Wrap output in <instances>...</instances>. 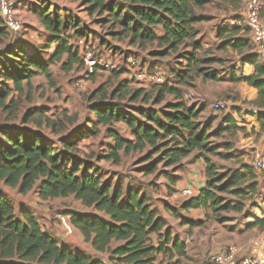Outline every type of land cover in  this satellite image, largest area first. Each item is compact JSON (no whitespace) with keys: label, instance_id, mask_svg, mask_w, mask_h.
I'll list each match as a JSON object with an SVG mask.
<instances>
[{"label":"trees","instance_id":"16d2710c","mask_svg":"<svg viewBox=\"0 0 264 264\" xmlns=\"http://www.w3.org/2000/svg\"><path fill=\"white\" fill-rule=\"evenodd\" d=\"M36 1L38 5L34 4L31 8L52 37V42L56 44L55 49L49 58L39 59L36 53L26 51L21 44L13 43V37L0 16V108L3 109L8 108L7 102L12 103V94L22 90L23 82L28 84L37 72L51 81L50 63L60 61L65 70H69L75 62L83 63L75 40L86 33L72 17L65 15L62 23L61 15L57 11H50L44 1ZM120 1L123 5H118L116 0H81V3L90 13L108 12L109 19H102V22L119 26L121 24L122 29L119 32L128 34L130 45L156 43L162 50H155L154 55L163 56L176 51L190 38L193 39V47L187 54L186 67L173 73V84L169 77H165L164 82L149 85L156 91L154 103L162 102L167 94L174 97L175 102L167 103L166 109L142 108L138 110L141 116L139 118L120 110L117 104L107 101L104 96H101L98 102L92 103L90 111L95 115V119L89 118L88 121L94 127L97 124L107 126L108 136L113 139V144L104 155L105 158L118 163L121 150L127 153L132 150L141 151L149 146L150 149L144 157L148 163L142 167L144 173L148 174L157 170L156 162H149L154 153L160 152L159 162L163 161L164 166L169 167L180 165L181 160L194 151H212L215 147L209 143V139L220 135L224 130L236 132V126L230 118H224L222 124L227 123L225 126L220 123L212 129L213 119H208L205 123L200 119L204 107L189 105L181 90L175 86L188 84L198 76L203 80L222 79L216 72L208 73L202 67H197L200 61L210 63L215 60L210 57L201 59L198 50L202 49V46L198 39H195L199 33L197 23L207 20L198 10L210 0ZM218 1L225 5V9L234 10L242 3V0ZM120 16L122 17L119 23L117 19ZM158 26L162 29L161 33L156 32ZM69 28L74 34H79L72 42V35L65 33ZM230 29L237 33L239 25L232 23L219 29L217 37L221 38L224 32ZM84 39L88 40L86 37ZM227 45L234 50L239 49L240 52L248 51L243 56V61L254 65V74L237 76L232 71L230 79L245 81L256 88L258 94L252 103L262 110L264 63L260 60L256 62L259 56L251 41L249 28L247 27V32L234 42L223 39L218 48L226 49ZM126 58L124 57V60ZM141 59L146 61L143 57ZM124 68L119 69L124 72ZM125 80L131 84L129 79ZM143 88L146 87L138 86L131 99H137ZM258 114L260 119L264 118L262 111ZM120 122H124L129 128L131 137L121 135L114 126ZM89 134L90 131L86 130L70 140L60 139V142L69 150L74 149L82 137ZM0 138V180L3 184L18 186L20 192H27L37 184L38 196L43 200L73 195L84 206V210L78 213L69 212V222L82 240L89 243L97 253H107L105 258L97 257L85 251H74L66 242L58 243L25 204H15L13 199L0 189V264H180L181 258H188L185 242L178 235L171 234L169 229L162 231L167 223L142 188L131 185L124 187L121 180L115 183H112L113 179L102 180L101 174L90 171L94 169L88 161H80L75 155L59 154L54 142L30 129L13 126L7 130L0 127ZM226 146L229 144L226 143ZM205 165L207 179L199 195L180 201L178 206L164 205V210L178 218L181 223H191L184 215L189 208H202L205 211L244 210L243 201L216 206L220 199L215 194V184L222 181L225 174L218 173L213 163L207 161ZM243 168L242 172L232 173L221 189L240 183L246 184L245 179L253 173V167ZM166 174L170 183L179 180L178 175ZM256 184V179L250 180L246 184L247 189H234L233 192L245 195V192L254 189ZM253 218V221L248 222L247 228L264 227V215L260 218L253 215Z\"/></svg>","mask_w":264,"mask_h":264},{"label":"rangeland","instance_id":"374dc122","mask_svg":"<svg viewBox=\"0 0 264 264\" xmlns=\"http://www.w3.org/2000/svg\"><path fill=\"white\" fill-rule=\"evenodd\" d=\"M12 1L15 2L14 16L18 21L23 23L20 32L13 35V43L21 44V46L27 49L26 51L36 53L37 57L41 60L49 58L56 44L52 42V37L42 26L38 15L31 8L34 4L38 5L37 1ZM41 1H44L45 6L49 7L50 11H57L61 15L62 23L64 22L65 15L70 16L82 31L86 33L84 34L85 36L80 37L82 40L80 44L75 40L77 47L79 46L83 63L75 62L69 70H65L62 68L60 61H55L49 65L52 74L51 81H48L42 73L37 72L32 76L28 84L23 82L22 90L12 94V103H6L9 105L8 108H0V127L8 130L13 126H17L21 129H30L38 132L44 138L54 142L59 154L63 156L68 154L75 155L80 161H88L89 165H92L94 169L90 171H97V173L102 175V180L113 179L112 183H115L119 179L123 182L124 187L131 185L142 188L148 194L152 205L158 209L160 216L167 223L162 231L169 228L171 229V234H174L178 230L172 221L166 217L168 213L164 210V201L166 200L162 196V186L168 179L166 173L171 174L175 172L179 174L186 169V163L181 161L180 165L177 166H164L163 161L159 162L161 154L157 152L152 154L149 160L152 163L156 162L157 170L146 174L142 167L148 163L147 160H144V157L150 149L149 146H146L141 151L132 150L127 153L121 150L119 162L116 163L104 156L109 146L113 144L112 137L108 136L107 126L97 124L94 127L88 120L89 117L90 119H95V115L91 113L90 107L92 103L98 102L101 96H104L107 101L117 104L120 110L139 118H141L138 114L139 109H166L167 103L175 102L172 95L167 94L162 102L154 103L153 99L156 91L151 86H148L143 88L141 95L137 99H131L138 85L127 83L125 79L128 78H126L123 70H112L106 65H114L116 62V67L121 68L126 60H124V57L138 55L146 59V61H142L148 67L153 68V65L156 64L162 71L163 76L169 77L172 83L173 73L181 71L187 65V54L192 50L193 39L186 40V44L181 45L176 51L169 52L167 55H154L155 50H162L156 43H146L143 46H138L137 44L130 45L128 34H120L121 32H119L122 29L121 24L119 26L111 22H102V19L108 20L110 17V14L106 11L101 14L97 11L90 13L82 5L81 0ZM109 1L106 0V2ZM116 3L123 5L120 0H116ZM245 3L246 0H242L239 8L234 10L232 8L225 9V5L220 4L218 0H210L198 10L199 13L207 17V20L199 22L196 25L199 33L195 36V39H198L202 46V49L198 50V55H201V59L210 57L215 60L210 63L200 61L197 67H202L208 73L216 72L224 78L220 80H203L198 76L190 80L191 82L188 84H175L181 90L184 100L189 105H195L198 108L204 107V110L200 114V119L204 123L208 119H213L212 129L220 125L224 115L230 114L229 110L233 109L232 105L240 103L242 100L240 90L247 83L242 80L235 81L230 79L232 71L236 73V71L240 70L237 62L240 50H234L230 45H227L226 49L218 48L223 39H230L231 42H234L238 37L243 36L247 32L246 20L242 12ZM263 14L264 0H262ZM121 17L117 19L119 23ZM232 23L239 25L237 33H234V30L230 29L224 32L221 38H218V30ZM65 31L66 34L72 35L71 42L79 36V34H74L71 28ZM156 32L161 33V27L158 26ZM84 37L88 40L85 41ZM86 46L90 49H95L92 58L95 60L94 66L96 67H93V72L84 81L79 82L88 68L83 61V57L88 51H92L85 49ZM248 86L250 85L248 84ZM145 98L147 100H144ZM216 101L222 103V107L219 110L214 108V102ZM249 108L252 107L250 106ZM234 110L237 111L239 116L242 115L238 109ZM114 126L119 130L121 135L131 137L130 130L124 122L115 123ZM86 130H89L90 134L83 136L74 149L69 150L60 142V139L70 140L75 135L84 133ZM243 137L234 131L224 130L220 135L209 139V143L215 147L212 151L194 152V154L201 155L200 161L202 165H205L207 161L215 163L216 165H214L218 173L225 174V178L215 184V194L220 199V202L216 206L224 203L234 204L240 201H243L245 206L243 212L226 209L205 211L204 216L206 220L197 228V231L202 234L208 232L207 237L210 240H207L202 246H198L199 250L190 248L193 250L192 252L200 254L198 260L185 258L180 264H200L201 260L205 264L209 251L218 250L226 245L215 244L218 243L217 241L220 240V237H215V239L211 237V233L214 228L218 227V223L224 227L225 231L231 230L235 232L238 226L246 227V223L253 221V215L260 216L264 213V178L262 173L255 169L252 164L253 173L249 174L245 181L248 184L250 180L258 179V184H256L254 189L248 190L245 192V195L244 193L237 194L233 192L234 189H247L246 184L243 183L221 189L229 181L230 175L241 168L234 157H238L239 155L237 147ZM257 142L258 138L255 140V144ZM226 143L229 146H226ZM258 151L257 148H254L253 153L247 155L250 163H253L259 156L261 152L256 153ZM239 159L242 160L243 158ZM81 167L83 168V164ZM77 174L79 175V172ZM36 188L37 184L27 192H20L18 186H7L0 180V189L6 190L15 204L18 201L25 202L28 207L37 212V215H40L39 218L42 221L50 222V225H48L50 231L54 226L60 230L63 229L58 221L57 214L68 216L69 212L78 213L84 207L73 195L43 200L38 196ZM199 193L200 190L194 191V197L199 195ZM258 229H260L259 226H252L248 228V231L256 236ZM63 233L67 236L68 241H66V244L69 245L68 247L81 249V246L78 244L79 241L85 247L83 251L89 247H87L85 241H82L76 230L72 235L66 234L64 231ZM153 236L155 235L153 234ZM59 242L60 244L62 243L60 240ZM188 246H190V243H188ZM262 248L264 251V245ZM190 249H188V254H192ZM100 256L105 258L107 253H102Z\"/></svg>","mask_w":264,"mask_h":264},{"label":"crops","instance_id":"0c3cea01","mask_svg":"<svg viewBox=\"0 0 264 264\" xmlns=\"http://www.w3.org/2000/svg\"><path fill=\"white\" fill-rule=\"evenodd\" d=\"M263 17H264V14H263ZM251 51H253V50H251ZM246 53H248L247 50H244V51L238 53L239 58H238L237 62H238V66H239L240 70L236 71V73L234 72L237 76H252L254 74V65L251 62H247V61L244 62L243 61V56ZM256 62H259V59H257ZM221 78L223 79L224 77H221ZM246 84H244L242 89L240 90L241 91V99H242L240 101V103H238L237 105H234V106L232 105L233 109L229 110L230 114L224 115L223 119H222V121H223L224 118H230L231 121L236 126V129H235L236 133H239L241 137L244 136L242 138V140L240 141L238 147H237V152L239 153V155H238V157H234V159L237 160L238 164L241 166V168L237 171H241V172L244 170L243 166H251V164L253 165V163H250V161L247 159V155H249L250 153H253L254 148H257L259 150L256 153L262 152V150L264 148V118L260 119V115L258 113L248 112L249 111L248 107H250V106L255 107V105H253L252 101H254L256 99L258 91L253 86H248V84L247 85ZM242 103H244V104H242ZM234 109H238L242 115L239 116V114H237V111ZM222 121H221V124H222ZM226 124L227 123L224 122L222 124V126H225ZM257 138H258V142H257V144H255V140ZM194 152L198 153V151H194ZM194 152H192L191 154H189L188 156L184 157L181 160L182 162L186 163V169H184L179 174L175 173V172L172 173L174 175H178L179 180H177L175 183H170L169 178H168L167 181L163 184L162 196H164L163 198L166 200V201H164V205L170 204L173 206L174 205L178 206V205H180V203H179L180 201L181 202L184 201V199L178 201L172 197L173 189L182 188V187H189L192 190L197 191V190H201L202 187L204 186L205 181L207 179L206 165L201 164L200 156L196 153L194 154ZM229 156H231V155L229 154ZM241 157L243 158L242 160L239 159ZM229 159H233V158H229ZM213 164H215V163H213ZM262 175L264 178L263 173H262ZM3 191L7 193L6 190H3ZM36 192H37V190H36ZM17 203L19 205L20 203H25V202L18 201ZM26 206L28 207L27 204H26ZM28 209L31 211V213L34 216L37 217V219L42 223L43 227L48 232L52 233L53 237L58 241V243H60L59 240L62 241V243L68 241L67 236L63 233V229L60 230L54 226L51 228V231H50L49 226H48V225H50V222L47 223V222L42 221L39 218L40 215H37L36 211H34L30 207H28ZM184 215H185L186 219L191 221V223H189V222L181 223L178 218H175L169 214H166V217H168V219L170 221H172V223L176 226V228L178 230L173 235H175V234L178 235L181 238V240H183L185 242L188 258L193 259V260L194 259L198 260V258H200V254L192 252L193 251L192 249L199 250L198 246H202L203 243L207 242V240L208 241L210 240V238L207 237L208 232H205L202 234V233L197 231V228H199L200 225H202L206 220V218L204 216L205 210L202 208H189L187 211L184 212ZM263 215H264V213H263ZM263 215L256 216V217L260 218V217H263ZM247 225H248V223H246V227L238 226L236 228L235 232H232L231 230L225 231L223 229L224 227L220 226L218 223V227L216 229L214 228L213 232L211 233V237L213 239H215V237H220V240L217 241L218 243H215L217 245L228 244V243L244 244L247 241H249L251 238H258L264 244V227L258 229L257 235L255 236V235H252L248 231ZM170 230L171 229H169V231ZM53 231H55V232H53ZM188 243H190V246H188ZM78 244H79V246H81V249L71 247V246H70V249H72L74 251L84 252L83 248H85V247L83 246V243L81 241H79ZM85 244L87 245V247L89 246L88 248L85 249V253H87L89 251L90 254H93L94 256H97V257H101L100 256L101 253H97L90 246L89 243L85 242ZM190 248H192V249H190ZM188 249L191 250L192 254H188ZM94 253H96V254H94ZM184 259L185 258H181V262ZM105 262H109V261L105 260ZM201 263H202V260H201ZM109 264H113V263L109 262Z\"/></svg>","mask_w":264,"mask_h":264},{"label":"built area","instance_id":"2783aa9c","mask_svg":"<svg viewBox=\"0 0 264 264\" xmlns=\"http://www.w3.org/2000/svg\"><path fill=\"white\" fill-rule=\"evenodd\" d=\"M15 2L12 0H0V16L3 18L5 25L10 35H15L20 32L22 24L14 16ZM243 16L246 20L247 27L251 41L254 44L255 50L259 56V60L264 63V17L262 15V0H246L243 7ZM79 44L82 42L81 38L77 40ZM79 47V46H78ZM88 51L83 57L84 63L87 65L84 76L80 81H84L87 76L93 72L95 60L92 58V54L95 49H90L86 46ZM111 69H119L114 65H106ZM150 68L139 56H129L126 58L123 64L124 74L131 83L137 84L141 87H147L153 83H162L165 81L162 71L157 65H153ZM222 103L219 101L214 102V108L216 110L221 109ZM251 113H264V108L259 110L257 107L248 109ZM253 166L260 172H264V150L254 160ZM194 196V190L189 187H182L173 190L172 197L175 200H183ZM59 223L61 224L63 231L66 234L72 235L75 231L74 227L69 222L67 216L62 214L56 215ZM263 242L258 238H251L244 244L228 243L223 248L218 250H211L206 256L205 264H264V251Z\"/></svg>","mask_w":264,"mask_h":264},{"label":"clouds","instance_id":"9594fccd","mask_svg":"<svg viewBox=\"0 0 264 264\" xmlns=\"http://www.w3.org/2000/svg\"><path fill=\"white\" fill-rule=\"evenodd\" d=\"M192 197H194V196H192ZM191 198V197H190ZM187 199H189V198H187ZM187 199H184V200H187Z\"/></svg>","mask_w":264,"mask_h":264}]
</instances>
